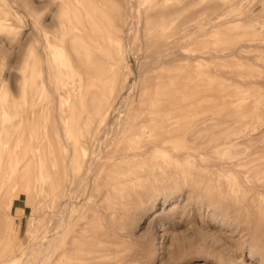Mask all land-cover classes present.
Returning a JSON list of instances; mask_svg holds the SVG:
<instances>
[{"label":"rangeland","instance_id":"374dc122","mask_svg":"<svg viewBox=\"0 0 264 264\" xmlns=\"http://www.w3.org/2000/svg\"><path fill=\"white\" fill-rule=\"evenodd\" d=\"M256 171L264 0H0V264H264Z\"/></svg>","mask_w":264,"mask_h":264},{"label":"bare ground","instance_id":"6f19581e","mask_svg":"<svg viewBox=\"0 0 264 264\" xmlns=\"http://www.w3.org/2000/svg\"><path fill=\"white\" fill-rule=\"evenodd\" d=\"M132 1V0H131ZM132 3V2H131ZM133 5H131V8H133L132 7ZM134 10V9H133ZM131 11V10H130ZM252 15V14H251ZM251 15L249 14V15H247V16H245L244 18H249V17H251ZM233 20V19H232ZM227 22V21H226ZM133 23V22H132ZM129 24V23H128ZM224 24H226V23H224ZM220 25V24H219ZM126 26V25H125ZM218 26V25H217ZM181 32V33H180ZM179 33H180V35H182V31H179ZM202 34V33H201ZM200 34V36L198 35V38L199 37H202V36H204V34H206V33H203V35H201ZM179 37V36H178ZM197 38V39H198ZM196 39V40H197ZM195 40V41H196ZM176 42H179V38H175V41L173 42V43H176ZM164 43V42H163ZM167 44V43H166ZM166 44H164V45H166ZM159 45V43L157 44V46ZM185 47V45H182V47ZM239 48V47H238ZM241 48V47H240ZM86 50V55L88 56L89 55V48L87 49H85ZM237 50V49H236ZM163 51V50H162ZM172 51V50H171ZM170 51V52H171ZM175 51V50H174ZM235 52H237V51H234V53ZM77 53H78V51H77ZM161 53V52H160ZM164 53V51L162 52V55H164V56H168V55H170V54H168L167 52H165V54H163ZM167 53V54H166ZM80 54V53H79ZM233 54V53H232ZM161 54H160V56H162ZM157 56V55H156ZM199 58V57H198ZM211 58H215V57H211ZM188 59V58H187ZM88 60H89V58H88ZM87 60V61H88ZM158 61L160 60V62H158V63H155L154 64V66H153V68H155V67H161L162 66V64L164 63V64H168V63H171V62H178V63H180V62H184V60H186L185 58H178V59H175L174 57L171 59V60H167L166 58H164L163 56L161 57V58H159V59H157ZM178 65H180V64H178ZM179 66H177V69H179L178 68ZM176 68V67H175ZM177 71V70H176ZM88 81L90 80V78L92 79L93 77H91L90 75H88ZM180 77V76H179ZM97 78H99V77H96V78H93L94 80L95 79H97ZM100 79H102V78H100ZM177 81V80H176ZM91 83H92V81H91ZM187 92V91H186ZM176 99H171V100H168V102L170 101V102H173V101H175ZM177 100H179V99H177ZM100 102V101H99ZM179 103V102H178ZM165 106V105H164ZM167 107V106H166ZM167 109V108H166ZM179 110V109H178ZM182 111H184V110H182ZM182 111H177V112H175V111H164L167 115H166V117L165 118H163V119H155V118H152V119H147L145 122L146 123H143V122H141V123H136V122H134V121H132V122H129L128 124H130V126L131 125H133L134 127H137V128H142L143 126H145L146 127V125H148V124H153L152 126H151V128H150V130L148 131V135H145V138H143L142 140H140V141H136L135 139H133V138H128V139H125V137H123V138H121L120 139V141H126V142H133V141H135V142H139L138 143V146H136V149H137V151H130V152H127V153H125V154H123L122 156H121V158L122 159H128L129 157H139V158H144V157H147V155H149V154H151L152 152H154V151H156V150H159V149H161V148H165V146H164V144L166 143V141L167 140H169V139H172L173 138V136L174 135H177V134H175V130H176V127H179V126H177L178 124L175 122V120H176V117H178L179 115L181 116L182 114H180ZM164 112H161V113H164ZM172 113H174L173 115H171ZM176 113L178 114V115H176ZM178 120V119H177ZM127 124V125H128ZM145 124V125H144ZM177 124V125H176ZM123 126V125H122ZM129 126V127H130ZM176 126V127H175ZM107 129H105V131H106ZM178 130H179V128H178ZM177 130V131H178ZM104 131V132H105ZM120 131V130H119ZM107 133V132H106ZM136 134H138V131H137V133ZM107 135V134H106ZM104 136H105V134H104ZM103 139V138H102ZM101 138L99 139V140H102ZM105 139V138H104ZM100 144V143H99ZM222 144V143H221ZM98 145V144H97ZM102 145H104V142H102ZM101 145V146H102ZM98 148H101L102 149V147H100V145L98 146ZM97 149V148H96ZM98 150V149H97ZM96 150V151H97ZM95 151V152H96ZM100 153V152H99ZM95 154V155H94ZM93 155H91V160H90V163L88 162V166H87V169H88V171L90 170V172L93 170V168H94V166H95V164L97 163V155H100V154H98V152L97 153H94ZM106 159V158H105ZM105 159H103V160H105ZM101 160V159H100ZM108 160V159H107ZM6 165H7V167L8 166H10L11 164L9 163V162H6L5 163ZM5 164H3V165H5ZM26 164H28V163H26ZM6 167V166H5ZM6 167V170H8V168ZM86 169V168H85ZM87 169H86V171H87ZM86 171H84V173H86ZM87 171V172H88ZM90 172L88 173L89 175H90ZM87 174V175H88ZM86 175V174H85ZM88 175V176H89ZM254 175V177H253V179L255 180V182H251V181H249V180H245V184H247L248 186L247 187H249V189H251L252 191H257V190H259L260 191V193H264V185H262V184H259L257 181H256V179L257 178H264V171H256V173H254L253 174ZM252 175V176H253ZM251 176V177H252ZM85 177V176H84ZM249 179V178H248ZM9 181H11L12 183H16L15 182V180H14V178H11V179H9ZM1 186V185H0ZM3 190H5V189H3ZM76 191V190H75ZM52 238V237H51ZM55 240V239H54ZM43 249V248H42ZM39 251V250H38ZM34 254V253H33ZM38 256L39 255H37V258H38ZM44 256V255H43ZM40 258H41V256H39ZM36 258V259H37ZM33 260V259H32ZM41 260V259H40ZM42 260H43V257H42ZM43 263V262H42ZM40 264H41V261H40Z\"/></svg>","mask_w":264,"mask_h":264}]
</instances>
